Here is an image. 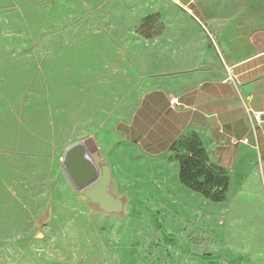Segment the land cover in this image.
I'll return each instance as SVG.
<instances>
[{
  "label": "rangeland",
  "instance_id": "374dc122",
  "mask_svg": "<svg viewBox=\"0 0 264 264\" xmlns=\"http://www.w3.org/2000/svg\"><path fill=\"white\" fill-rule=\"evenodd\" d=\"M157 1L0 0V264L264 262L251 152L226 170L207 151L229 176L216 202L180 181L175 154L139 143L142 82L125 48L157 32ZM87 138L127 200L122 216L95 209L63 167Z\"/></svg>",
  "mask_w": 264,
  "mask_h": 264
},
{
  "label": "crops",
  "instance_id": "0c3cea01",
  "mask_svg": "<svg viewBox=\"0 0 264 264\" xmlns=\"http://www.w3.org/2000/svg\"><path fill=\"white\" fill-rule=\"evenodd\" d=\"M154 13L157 32L125 48L142 82L132 120L139 143L164 154L195 133L206 151L219 148L226 170L234 151L251 152L264 187V0H158ZM256 216L264 226V208Z\"/></svg>",
  "mask_w": 264,
  "mask_h": 264
},
{
  "label": "water",
  "instance_id": "95a60500",
  "mask_svg": "<svg viewBox=\"0 0 264 264\" xmlns=\"http://www.w3.org/2000/svg\"><path fill=\"white\" fill-rule=\"evenodd\" d=\"M97 146L92 138L68 147L63 156V167L73 185L81 190L98 211L122 216L127 200L114 191L112 168L107 161L96 162L93 154Z\"/></svg>",
  "mask_w": 264,
  "mask_h": 264
},
{
  "label": "trees",
  "instance_id": "16d2710c",
  "mask_svg": "<svg viewBox=\"0 0 264 264\" xmlns=\"http://www.w3.org/2000/svg\"><path fill=\"white\" fill-rule=\"evenodd\" d=\"M179 148L186 153L180 154L177 151ZM169 150L179 161V178L184 185L203 193L212 201L225 199L229 189V176L221 167L210 163L207 151L197 134L182 136L173 142ZM148 151L158 153L151 149Z\"/></svg>",
  "mask_w": 264,
  "mask_h": 264
},
{
  "label": "built area",
  "instance_id": "2783aa9c",
  "mask_svg": "<svg viewBox=\"0 0 264 264\" xmlns=\"http://www.w3.org/2000/svg\"><path fill=\"white\" fill-rule=\"evenodd\" d=\"M253 114L256 121L260 122L262 120V113L254 112Z\"/></svg>",
  "mask_w": 264,
  "mask_h": 264
}]
</instances>
